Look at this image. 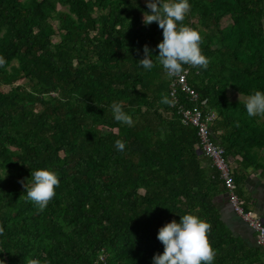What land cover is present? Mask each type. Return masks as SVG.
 Returning a JSON list of instances; mask_svg holds the SVG:
<instances>
[{"label": "trees", "instance_id": "1", "mask_svg": "<svg viewBox=\"0 0 264 264\" xmlns=\"http://www.w3.org/2000/svg\"><path fill=\"white\" fill-rule=\"evenodd\" d=\"M189 3L178 27L200 33L209 65L183 67L217 113L214 141L237 163L249 211L240 186L248 169L264 171V116L248 117L228 89L264 91V0ZM147 11L146 0H0V264H95L101 255L99 264H152L164 250L159 228L185 214L211 225L214 264H256L263 254L222 219L215 201L228 190L199 153L196 129L161 103L170 77L156 57L162 30L142 22ZM145 46L151 70L139 66ZM114 102L130 126L113 118ZM42 168L60 184L41 212L19 181Z\"/></svg>", "mask_w": 264, "mask_h": 264}, {"label": "clouds", "instance_id": "2", "mask_svg": "<svg viewBox=\"0 0 264 264\" xmlns=\"http://www.w3.org/2000/svg\"><path fill=\"white\" fill-rule=\"evenodd\" d=\"M135 3V0H132ZM149 11L143 14V24H158L162 30L163 39L156 45L159 64L170 77H181L184 65L200 69H207L209 59L200 49V33L180 24L190 12L189 0H146ZM144 58L139 60V66L151 70L154 66L152 51L147 46L143 49ZM6 61L0 57V67ZM161 103L173 106V101L163 97ZM244 108L248 117L264 116V91L252 93ZM113 118L124 125L133 123L131 116L126 114L119 103L111 105ZM117 151H123L125 144L121 140L115 141ZM7 174V173H6ZM6 177H0L3 180ZM25 189L28 201L32 202L39 211H44L49 202L55 197V189L60 180L54 171L46 168L31 170L30 178L19 181ZM211 225L193 214L180 216L179 221L173 220L160 227L157 239L163 245V253L154 254L152 264H214L216 252L209 243L208 232ZM3 230L0 229V235Z\"/></svg>", "mask_w": 264, "mask_h": 264}, {"label": "built area", "instance_id": "3", "mask_svg": "<svg viewBox=\"0 0 264 264\" xmlns=\"http://www.w3.org/2000/svg\"><path fill=\"white\" fill-rule=\"evenodd\" d=\"M188 74L189 69H185L182 73V78L168 75L170 77V100L178 108L181 121L185 125H191L196 129L199 147L202 153L211 160L212 166L219 172L220 178L228 190L229 202L232 208L254 230L257 236V243L264 248V221L253 212L244 210L236 192L237 185L234 182L232 165L224 156V148L214 141L211 125L216 120L217 113L214 110H205V108H208L207 99H201L200 94L189 84ZM182 95H185V98L191 103L190 106L182 102ZM105 261V256L101 255L99 261H96L95 264ZM29 264L39 263L34 259Z\"/></svg>", "mask_w": 264, "mask_h": 264}, {"label": "crops", "instance_id": "4", "mask_svg": "<svg viewBox=\"0 0 264 264\" xmlns=\"http://www.w3.org/2000/svg\"><path fill=\"white\" fill-rule=\"evenodd\" d=\"M258 154L264 158V149L259 150ZM233 169L237 167L234 161ZM249 175L246 177L244 183L240 186V194L249 211L253 212L258 218L264 221V171L248 169ZM241 198V199H242ZM222 219L229 227V229L238 237L243 239L245 243L252 248H263L257 243V237L254 230H252L242 218L234 211L227 195H219L215 201ZM256 264H264V248L263 254L259 256Z\"/></svg>", "mask_w": 264, "mask_h": 264}, {"label": "rangeland", "instance_id": "5", "mask_svg": "<svg viewBox=\"0 0 264 264\" xmlns=\"http://www.w3.org/2000/svg\"><path fill=\"white\" fill-rule=\"evenodd\" d=\"M58 9H61V10H64L65 7L61 6V5H58ZM228 97L230 100H242V101H247L248 97L249 96H245V95H242L236 91H234L233 89L229 88L228 89Z\"/></svg>", "mask_w": 264, "mask_h": 264}, {"label": "water", "instance_id": "6", "mask_svg": "<svg viewBox=\"0 0 264 264\" xmlns=\"http://www.w3.org/2000/svg\"><path fill=\"white\" fill-rule=\"evenodd\" d=\"M198 151H199V153L200 154H202V151H201V149H200V147L198 146Z\"/></svg>", "mask_w": 264, "mask_h": 264}]
</instances>
